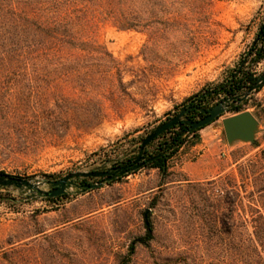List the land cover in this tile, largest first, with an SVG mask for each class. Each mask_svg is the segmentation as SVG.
I'll return each mask as SVG.
<instances>
[{
  "label": "rangeland",
  "instance_id": "obj_1",
  "mask_svg": "<svg viewBox=\"0 0 264 264\" xmlns=\"http://www.w3.org/2000/svg\"><path fill=\"white\" fill-rule=\"evenodd\" d=\"M125 11L131 28L101 18L79 23L82 49L0 65V174L31 184L0 185V264H242L228 250L240 241L239 199L237 236L229 239L217 221L227 212L224 193L213 182L229 175L228 188L244 195L240 166L264 149V82L199 107L229 98L240 111L230 107L188 138L165 173L129 168L137 138L188 97L239 69L264 74V58L256 61V49L264 54V0H131ZM6 35L0 53L17 57ZM244 111L259 123L257 146L226 139L222 119ZM122 167L108 182L92 175ZM69 174L79 176L63 195H44L49 180Z\"/></svg>",
  "mask_w": 264,
  "mask_h": 264
},
{
  "label": "trees",
  "instance_id": "obj_2",
  "mask_svg": "<svg viewBox=\"0 0 264 264\" xmlns=\"http://www.w3.org/2000/svg\"><path fill=\"white\" fill-rule=\"evenodd\" d=\"M129 2L131 0H0V47L6 42V34H9L15 48L13 52L17 53V57L14 55L11 58L6 52L0 53V65L19 64L26 59L29 64L32 56L35 60L43 61L44 58L48 60L50 53L56 58L54 53L63 49H82L84 43L76 41L75 25L79 23L87 24L101 18L111 21L120 29L131 28L136 23H133L125 11ZM2 23L10 25V28L3 32ZM256 54V61L264 58L261 50L256 49ZM256 79L249 71L237 70V74L226 83L188 97L183 104L184 108L189 109L185 116L189 115L191 120L194 119L191 112L200 116L201 113L194 110V107L209 108V101L219 94H235L252 85ZM230 110L239 112L240 107L234 106ZM199 129L201 128L190 130L189 126L181 122L164 131L145 149L146 158L141 161L142 165L165 173L169 160L188 138L197 137ZM185 130L187 133L184 134ZM143 138L144 136L137 138V147ZM252 145L257 146L256 143ZM134 157L135 154L126 160L132 161ZM260 162L264 163V149L255 162L240 166L244 195H240L234 185L228 188L232 182L229 175L225 176L229 177L225 182L222 178L213 182L220 185L215 188L217 193H224L221 198L223 197L227 212L216 217L229 239L237 236L238 225L235 223L234 211L236 197L239 199L240 241L237 248L229 246L228 250L238 252L242 257V264H264V165L263 169L254 170ZM248 186L252 187L249 191Z\"/></svg>",
  "mask_w": 264,
  "mask_h": 264
},
{
  "label": "water",
  "instance_id": "obj_3",
  "mask_svg": "<svg viewBox=\"0 0 264 264\" xmlns=\"http://www.w3.org/2000/svg\"><path fill=\"white\" fill-rule=\"evenodd\" d=\"M263 29H264V24H263ZM263 82H264V74H262L252 85L249 86V91L256 90ZM234 98L235 97H231L230 99H234ZM228 100L229 98H225L224 100L218 102L208 110L199 107H194L200 112L206 114L204 118L199 119L197 121L185 120L184 118L185 113L189 109L182 108V110L179 113H177L174 117L156 126L146 137L142 139L138 151V157L136 158V160L133 162V164L129 169L135 170L143 164L141 161L145 159L146 156L145 149L156 137H158L164 131L168 130L169 128L181 122L187 124L190 130L202 128L208 125L209 123H211L212 121H214L223 112H225L227 109L233 106L232 103L228 104ZM258 124L259 123L257 119L250 112L247 111L240 112L230 117H226L222 119L223 130L228 143H232L233 141H237V140L248 143H254L255 134L258 131ZM183 133L185 134L187 133V131L185 130L183 131ZM125 169L126 167H122L117 173L115 172L111 173L110 171H106V172H95L92 175L95 177L107 175V177L103 181L108 182L113 180L117 175L124 173ZM81 175L87 176L88 174H81ZM75 176H79V174H69L62 177L61 179L49 180L48 183L51 186V189L47 192H44V195L50 197L63 195L66 191V188L72 182L71 178ZM103 181L89 185H81L80 188H82V190L94 189L99 187L103 183ZM12 184H16V185L23 184V185L31 186L30 182H28L27 180H23L6 174H0V185H12Z\"/></svg>",
  "mask_w": 264,
  "mask_h": 264
},
{
  "label": "flooded vegetation",
  "instance_id": "obj_4",
  "mask_svg": "<svg viewBox=\"0 0 264 264\" xmlns=\"http://www.w3.org/2000/svg\"><path fill=\"white\" fill-rule=\"evenodd\" d=\"M195 110V109H194ZM191 112V111H190ZM188 113V112H187ZM193 113L191 112V116L194 118V119H192V120H199V119H202V118H204L205 116H206V114H203V113H201V115L199 116V115H197V116H193L192 115ZM186 117H188V118H190L189 117V115H187ZM184 125H186L185 123H184Z\"/></svg>",
  "mask_w": 264,
  "mask_h": 264
}]
</instances>
